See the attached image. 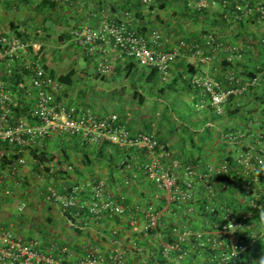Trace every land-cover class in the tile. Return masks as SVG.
<instances>
[{
	"label": "built area",
	"instance_id": "built-area-1",
	"mask_svg": "<svg viewBox=\"0 0 264 264\" xmlns=\"http://www.w3.org/2000/svg\"><path fill=\"white\" fill-rule=\"evenodd\" d=\"M7 1L11 3L12 9L16 10L23 0ZM50 1L55 4L69 2V0ZM153 2L154 0H143L145 7ZM208 2V0H198L193 5L200 8L208 6ZM232 2L231 10L237 12L232 18L257 13V20L264 22V0H254L252 3L250 0H232ZM216 3L217 0H211L209 5L214 6ZM229 4H231L229 0H222L223 7ZM224 16L228 22H231L228 13ZM101 17L95 27H79L71 31L72 41L91 55L100 52L103 58L112 49L119 58L131 57L139 66L155 68L162 76L168 74L181 50L186 48L204 64H209L213 59L208 49L216 53L222 52L226 61L234 64L244 58L242 47L237 44H226L213 33L202 36L203 46L182 39L176 46L167 50L161 46L162 35L158 30L139 33L133 29L129 12H125L119 19L107 14ZM36 46L35 43L24 42L11 34L0 35V197H11L12 190L8 186L10 177L20 174L21 169L27 164L30 150L44 146L46 139L70 135L93 144L109 141L120 147L143 149L147 153L148 160L139 164L137 168L164 193L166 205L162 209H158L154 204H146L136 206L130 211L125 196L110 195L104 181L101 180L75 184L65 192L49 187L45 200L58 204L63 211L73 208L76 210L75 215L85 212L98 222L105 219L122 220L129 215V232L140 233L145 237L152 235L160 240L161 255L167 264H183L191 255H200L205 250L212 252L208 258L213 263L236 264L248 247L259 238H264V231L260 234L248 231L252 227V224L248 223L253 216L251 210L241 212L229 207L223 208L218 213L217 220L207 229L174 227L173 241L163 240L162 234L157 231L169 206L192 201L199 184H203L211 192L213 190L211 183L217 178H221L224 183L230 181L229 187L233 190L243 189L247 193L252 192L246 195L250 208L260 207L256 186L258 173L264 170V145L261 143L260 147H256L247 144L251 135L246 133L252 128L251 122L249 128L237 134L239 138H243V142L240 145L236 144L237 147L233 150L234 166H230L227 161L206 162L203 165L182 163L179 159L172 158L170 151L160 144L153 134L133 133L127 129L119 122L116 113L102 114L59 99L57 94L60 84L52 76L51 70L33 57L37 51ZM31 50L34 51L33 54ZM104 68H107V65L103 66L101 70L103 73H105ZM17 69L23 78L18 81L15 91L12 92L11 79ZM22 69L27 70L28 74ZM228 80L230 84L237 82L240 85L224 86L203 68L191 77L193 87L199 91L202 98L208 96L210 106L217 112L223 111L230 95L242 94L259 82L258 77L244 79L233 73L228 74ZM195 105L200 110L206 103L203 99ZM19 106L26 109L20 115H15V108ZM234 138L233 136L231 141ZM232 143L235 146V141ZM6 146L9 148L6 149ZM244 146H248L249 149L245 150ZM8 154H14L16 158L4 163L2 158ZM62 165L51 163V172L56 169H72L69 165ZM136 173L137 171L134 176ZM248 174L252 176L251 182L245 179ZM241 176L244 180L240 179ZM89 189V199L80 198V194ZM22 207L19 208L20 211ZM260 213L261 218L264 219L263 209ZM247 235L251 237L250 241L242 239ZM131 248L137 252L143 250L135 237ZM127 251L128 247L121 244L112 248L107 255L89 249L87 253L74 259L71 250L58 241H51L42 248L37 238L27 239L17 234L5 224L0 214V264H124Z\"/></svg>",
	"mask_w": 264,
	"mask_h": 264
},
{
	"label": "trees",
	"instance_id": "trees-1",
	"mask_svg": "<svg viewBox=\"0 0 264 264\" xmlns=\"http://www.w3.org/2000/svg\"><path fill=\"white\" fill-rule=\"evenodd\" d=\"M178 0H154L153 3H151L148 7H145L143 4V0H97V11L93 14H98L100 10L103 11L104 7L106 5H111L110 8H108V12L110 17L119 19L121 16L124 15L125 12H129L131 16V22L132 27L134 30H136L139 33H146L148 30L147 26L152 22V20L156 19L158 20V15L156 14L157 7L166 8L167 5L173 4ZM198 0H180L181 3V9H179L181 15L186 17H191L193 19L194 23L199 22V20L206 21L207 19L213 23L214 21L219 19V22L222 23H228L226 17L224 16L225 13H228L230 17L232 15H236V11H232L233 8V2L232 0H229L231 4H229L227 7L222 6V0H217L218 10L221 7V11L215 14L217 18L213 17L210 18V11H209V4L211 3V0H208V6L204 7H196L193 4L197 2ZM254 0H250L252 3ZM116 3L115 6L113 3ZM42 3L44 5H47L48 8H56V5L54 2H51L50 0H42ZM60 4V3H59ZM64 3H61L60 5H63ZM220 6V7H219ZM146 11L149 16H152V19L149 21L146 20L145 15L142 14V11ZM219 14V16H218ZM99 15V14H98ZM255 15V16H254ZM251 16H241L237 18H232L234 21H237L240 26L245 24L246 22H249V18L257 20V13ZM101 17V16H99ZM160 19V18H159ZM222 21V22H221ZM232 21V20H231ZM258 21V20H257ZM259 22V21H258ZM232 23V22H231ZM13 27V26H12ZM71 28H76V25H72ZM13 29L16 32L14 36L18 37L20 40L27 42L28 35L26 34L25 30L19 31L17 30L15 26ZM213 33L214 36L218 37L219 40H222L217 33L214 32L211 28H202L200 33L198 34V37H196V40H193L192 43L197 42L200 45H204V41L202 40V36ZM220 33V32H219ZM5 34V33H3ZM2 35V34H0ZM184 39V38H183ZM185 41H190L187 39H184ZM74 42V41H73ZM75 43V42H74ZM76 44V43H75ZM226 44H237L240 47H242L243 52L244 48L239 42H229ZM73 45V44H72ZM77 45V44H76ZM256 49H259L258 46H256ZM29 49H31V46H29ZM261 50V49H260ZM208 53H210L209 49L207 50ZM263 52V53H262ZM260 54L257 53V57H255L254 61L252 59H247L244 53V58L242 61L236 62L235 64L232 62L226 61V59H223L222 63V73L219 74V76H216V74H212L210 71V74L214 76L216 79H218L224 86H233L238 87L240 83L233 82L232 84L229 83L228 80V74L233 73L235 76L238 77H244V79H253V78H259V82L255 85L250 86L244 93L239 94L237 96L230 95L227 99V102L224 105V109L222 112H217L213 107L210 106L208 101V96H200L199 91H197L192 83H191V77L195 75L196 73H199L202 68H196L193 65H185L184 69L187 67V69L182 73L180 72L178 75L172 76L170 81L163 84L159 88V92L157 94H160V96H164L166 92H173V93H179V94H190L193 104L199 103L203 99L205 100L206 105L201 108L200 110H205L207 114H209V117L207 120L211 123V127H214L215 129V139L212 137H209V139H204L202 137L198 138L195 141L194 134L189 133V143L190 147L187 149L182 148V152H178L177 155L173 154L168 146L165 144L167 141V136H163L159 133V130L157 132H153L152 124L149 122H144L141 129H133L132 126L129 124H125V120L120 117V115H124V104H123V96L125 93L129 92L132 96L133 100H136L140 105L145 102V100L149 99V95H151L152 90L156 87L159 80H161L162 76L160 72L155 68H147L139 70L137 62L131 58L126 57L123 60L124 63V76L125 79H129V84L121 83L120 85L112 86L110 89V92L114 93L117 98V106L115 107V110L110 113H116L119 116V122L124 124L127 129H129L133 133L137 132H144L148 134H153L154 137L158 140L160 144H163L167 150L170 151L172 158L179 159L182 163H200L205 164L206 162H229L230 166H234V156H233V150L237 147L236 144H239L243 142V138H239L237 135L239 131L244 132L247 128H249V123H252V128H249V132L246 133V135H251L250 140H248V143L250 146L255 145L256 147H260L261 143L264 145V50ZM89 54V53H88ZM211 54V53H210ZM246 60V61H245ZM253 61V62H252ZM175 64V63H174ZM179 65V62H178ZM46 68L47 66L44 65ZM180 66V65H179ZM183 66V65H182ZM115 70L116 76L118 77L119 74L122 72L121 65L119 63H115L113 66ZM25 74H28V71L25 69H22ZM220 71V70H219ZM100 73V72H99ZM52 76L59 84H65V86H72L74 84V74L75 70L70 69L65 74H59L58 76H55L53 71H51ZM101 74V73H100ZM98 75V74H97ZM97 78H102V80H106L107 77L104 74L98 75ZM23 78V75L20 74L17 71L13 73L12 82L10 84V89L12 92L15 91L16 85L18 81H20ZM86 91V90H85ZM85 91L82 92V94L86 95ZM23 95V93H21ZM147 95V96H146ZM57 97L59 99H63L66 101V97L63 94H57ZM151 97V96H150ZM174 98H176L174 95L170 98V102L163 101L165 104V112L162 113V119H165L166 121L170 122V112L174 116V108L173 101ZM155 100V99H154ZM23 101V100H22ZM156 101V100H155ZM90 106V104H89ZM195 107H197L195 105ZM26 108L23 106H19L15 108V115H20L22 112L25 111ZM103 111V110H102ZM169 111V112H168ZM102 114H106L108 112H99ZM125 117V116H124ZM206 117V115H205ZM217 120V123H214V120ZM171 122L176 123L177 121L172 120ZM179 127L184 132L187 131L188 127L180 122ZM171 131L174 133L176 128H170ZM178 129V128H177ZM235 137L233 141H231L232 137ZM245 136V135H244ZM246 137V136H245ZM60 138V139H58ZM55 139V138H54ZM60 140V141H59ZM51 139H46L45 145L41 148H36L30 150V153L27 155V159L34 160L35 164L37 165V169L35 171H32L34 179L37 180V182L43 181L42 183L45 184L43 193L44 196L48 192L49 187H54L56 190L60 192L69 191L71 187L75 184L79 183H73L69 186L60 187L59 185L61 183H56V185L52 184L53 181L57 182L60 180H64L71 176V174H84L86 170H89L93 164H99V163H105L106 166L111 170H120L124 173L126 172V179L123 180V185L127 186L131 183L132 180H137L138 177L141 175L147 176L138 170V165L146 162L148 160L147 153L143 149L139 148H133V147H120L117 144L111 143L109 141H103L100 144H93L89 143L88 141L82 140L79 137L75 136H58L57 139H55L54 144L52 146L53 150H49L48 144H50ZM235 141V146L232 142ZM52 142V141H51ZM209 142H213L210 144L211 151L216 154L214 161L209 160L205 155V152H207V148H209ZM201 143V144H200ZM92 147V149L89 147ZM80 147V148H79ZM9 146H6V149H8ZM88 149V150H87ZM244 149L247 150L249 147H245ZM184 150V151H183ZM186 150V151H185ZM81 151H83V156H81ZM210 151V152H211ZM209 152V153H210ZM197 153V154H195ZM203 153V154H202ZM16 158V155L8 154L3 156V162L7 163L9 159ZM80 159V162L77 161V159ZM75 161V162H74ZM53 163L54 165H69L72 167L70 170H62V169H56L55 171L51 172L50 164ZM80 164L84 165V169H80ZM62 165V166H63ZM23 168L20 171V174L22 173ZM84 171V172H83ZM135 171H137L136 176H134ZM139 173V174H138ZM20 174H16L11 176L10 178L15 179L14 183L21 179L18 177ZM52 178V179H51ZM86 178V177H85ZM114 178L111 176V179ZM223 178V177H222ZM88 182H98L100 181V177H98L96 174L90 177H87ZM242 180H244L241 176ZM245 179L247 181L251 182L252 176L248 174L246 175ZM23 182L27 183L28 178L27 176H23ZM108 181V180H107ZM52 182V183H51ZM212 182V180H210ZM86 183V182H85ZM105 187L108 192V185L106 182ZM110 183H112V180H110ZM213 185V190L210 192L206 189V187L203 184H199L198 189L196 191V194L192 201L189 203H177L169 206L167 211V218H164L162 225L157 228V231H160V233L163 236V240L166 241H173L174 235L172 234V229L174 227H183L187 226L189 228H192V230L196 229H207L209 228L214 221L217 220L218 213L224 208H233L234 210H240L243 211H249L251 210L253 213L252 218L248 220L249 224H252L251 230L256 234H260L264 231V219H262V215L260 213L261 209L264 211V170L260 171L258 173V183H257V192L259 194V202L260 207L258 209H251L249 205V199H247L246 195H249L252 192L247 193L245 190H233L230 185V181L224 183L222 179L217 178L214 179L211 183ZM154 185V184H153ZM13 186V185H12ZM156 191L158 192V198L159 203L156 201L149 200L147 204H154L158 209H162L166 205V201L164 198V193L157 189L154 185ZM16 191L17 188L13 187ZM116 196H121L124 194H120L121 188L116 185ZM16 191H12V194ZM90 192V189L87 190ZM12 196V195H11ZM251 197V196H250ZM2 198H5L4 196ZM126 199V198H125ZM126 202V200H125ZM127 204V203H126ZM226 206V207H225ZM209 207V208H208ZM71 215H74L76 210L73 208L68 209L65 211ZM85 214L79 213V215ZM119 219H115L114 221H117ZM180 226V227H179ZM156 231V230H155ZM242 239L245 241H250V236H244ZM138 245L143 248L142 252H137L136 250L131 249L135 253L136 257L138 256L141 258L143 257V251L144 247L150 246L152 254L150 253L148 255V260L150 261V264H167L165 260L162 258L161 255V249H160V240L153 237L152 235L148 237V240H145L146 243H143L139 241V238H136ZM124 245V244H123ZM185 247H188L187 244H184ZM124 247H129L125 246ZM89 249H86L85 253L88 252ZM130 252V249L128 250ZM125 254V258L126 255ZM101 253V252H100ZM109 253V252H108ZM107 253V254H108ZM212 252L205 250L203 254H206L207 257ZM104 254V253H101ZM104 254V255H107ZM192 256V255H191ZM147 260V259H146ZM210 261V259L208 258ZM148 262V261H147ZM264 264V238H259L252 246L248 247L246 251L241 255L240 260L237 261L236 264ZM214 264H218L214 262Z\"/></svg>",
	"mask_w": 264,
	"mask_h": 264
},
{
	"label": "crops",
	"instance_id": "crops-1",
	"mask_svg": "<svg viewBox=\"0 0 264 264\" xmlns=\"http://www.w3.org/2000/svg\"><path fill=\"white\" fill-rule=\"evenodd\" d=\"M81 1H78L75 5H72V3L71 5L61 7L57 5L56 8H48L47 5L42 3V0H23L18 4L17 9L13 10L9 1L0 0V34L15 35L17 32L13 29L15 26L19 31L25 30L29 36L28 38L32 40L36 39L40 43H43L45 39L46 41H51L56 37L58 42L66 44L70 38L71 26L78 24L79 20L82 22L86 19L89 22L90 15L93 17L91 25L95 26L99 24V20L97 21V18H94L96 16L93 15L96 12L97 6L95 9L89 6L92 2L97 4V0ZM78 3H82L81 7L78 6ZM175 3L167 5L165 9L157 7L155 12L160 19H153L147 26L148 30L146 33L152 30H158L161 33V46L164 49L168 50L173 48L183 38L190 40L187 41L188 43H192L204 27L214 30L225 43L239 42L244 48L247 59L254 61L257 53L260 54L264 50V22H258L255 17L253 19L249 18V22H246L242 26L233 19L231 21L232 23H224L222 21L220 23L219 19L213 23L208 19L206 21L199 20V22L194 23L191 17L184 18L181 15L179 11L181 9L180 0ZM209 6V15L213 20V17L217 18L215 14L221 11V7L219 6L220 8L218 10L217 6ZM142 14L146 18L144 21L152 19V16H149L145 10L142 11ZM256 46L259 49H256ZM209 52L213 56V59L209 64H204L193 55L190 49H182L177 60L174 62L175 64L169 69V76L172 77L178 75L180 72L183 73L187 69V67L184 69L185 65H193L196 68L207 69L212 74L219 76L222 73L224 55L222 52ZM121 59L116 55V61H120ZM210 149L211 146L209 144L208 151L205 152V155L210 158L209 160L214 161L216 154ZM81 154L78 157L81 158L83 153ZM77 161L80 162V159L78 158ZM95 165L93 164L86 172L83 171L84 174H71L70 177L64 180H57V182L53 181L51 183L54 185L61 183L59 186L63 188L76 182L85 184V182H88L87 177L95 174L99 177V174L95 173ZM84 167V165L80 164L81 170ZM36 169L37 165L35 161L29 160V163L24 166L22 173L18 176L21 179L11 184L17 188L15 197L11 199H7L6 197L0 198V214L8 227L27 239L37 238L42 248L51 241H58L71 250L74 259L84 254L86 249H95L98 252L107 254L112 248L124 244L125 246H129L128 250L130 249V252L128 251L126 255L124 264H150L148 255L150 253L152 254L151 245L144 247V256H141V258L136 257L135 253H132L131 243L134 237L139 238L140 242L143 241V243H146L145 240H148V236L145 237L140 233L132 234L129 232V215L125 216L122 220L114 221L105 219L100 222L91 218L86 213L71 215L63 211L58 204L45 200L43 193L45 184L42 183L43 181L37 182L34 177L32 178V171ZM106 169V180H108L106 183L108 182L107 184H109L108 193L116 196L117 191L115 186L120 187L122 191L120 194H124L123 196L126 198L125 200L130 211L135 209L136 206L146 205L149 200H154L159 203V199H157L158 192L153 183L145 176L140 174L137 180H132L129 185L124 186L123 180L127 177L126 172L120 173L122 172L120 170L111 171L108 167ZM23 176H27V183L23 182ZM111 176L114 178L111 179ZM110 180H112V183H110ZM89 197L90 192L87 190L80 194V198L89 199ZM20 207L23 208L21 211L19 210ZM167 216L166 211L164 218H167ZM183 264L214 263L208 260L206 254L201 253L200 255L193 254Z\"/></svg>",
	"mask_w": 264,
	"mask_h": 264
},
{
	"label": "rangeland",
	"instance_id": "rangeland-1",
	"mask_svg": "<svg viewBox=\"0 0 264 264\" xmlns=\"http://www.w3.org/2000/svg\"><path fill=\"white\" fill-rule=\"evenodd\" d=\"M78 1L82 2L81 0H69V2H63V5H60L61 3L57 5L58 7L71 5L72 3V5H75ZM113 4L115 6L116 3ZM81 5L82 3H78L79 7H81ZM218 5V3L214 4V6L217 7ZM89 6L95 9L97 4H94V2H92ZM110 6L106 5L103 11L100 10L99 12H97L99 15L95 14L96 17L94 18H97V21H100V19H98L99 16H105L106 14L109 15L108 8H110ZM84 20L86 21V19ZM84 20L82 22H80L81 20H79L78 24H74L76 25V28L97 26V24L95 26L91 25V22H93V17L90 15L89 22L88 20L86 22ZM76 28H70V31H73ZM68 41L66 42V44H62L58 42L56 37L51 41H46L45 39L43 43H40L36 39H27L28 43L31 44L36 42L37 44V51L35 53V56L33 57H36L40 63L46 65L51 71H53L55 76H58L59 74H65L70 69L75 70V74L73 76L74 84L70 87L65 86V84H60L61 87L59 88V94H63L66 97V100L68 99L67 103L94 112H113L115 110V107L117 106V98L114 93L110 92L111 87L115 85H120L122 82L129 84V79H125L123 71L125 61H123V59H121L120 61H116V53L112 49L107 52V55L104 58L103 54H101L100 52H96L95 55H89L84 48L80 47L79 45H76L72 41L71 32ZM33 53L34 51L31 50V54ZM115 63H119L122 68V72L119 74L118 77H113L116 76L115 70L113 69ZM104 65H107V68H104L105 73L101 71ZM137 66L139 70L145 69L144 67H141L139 65ZM99 72L101 74H104L107 79L102 80V78H97V74L101 75ZM170 79L171 76H169V74H167L165 77H162L156 87L152 90L151 95H149V99L145 100V102L141 105L136 100L132 99V96L129 92L125 93L122 100L124 104L125 114L120 115V117L125 120L126 125L129 124L130 126H132L133 129H141L144 122L150 121V123L152 124L153 132L155 133L157 132V130H159L160 134L165 137L167 136V141L165 142V144L168 146L169 150L173 154L177 155L179 151L182 152V148L187 149L190 147L189 133L194 134V142H196V140L200 137L206 140L209 139V137L215 134V129L214 127L209 126L211 125V123L207 120L209 114H207L205 110H199L197 109V107H195L190 94H177L173 92H166L164 96H160V94H157L159 92L160 86L169 82ZM83 91L86 92V95L82 94ZM173 95L176 97L174 98V104L172 106L174 108V116L170 112V122H168L165 119L161 118L162 113L165 112V104L163 103V101L169 103L170 98ZM172 120L177 122L173 123L171 122ZM214 121V123L218 122L216 119ZM180 122H182L188 127L187 131L184 132L182 129H180ZM173 127L176 128L174 133L170 129ZM215 137L217 136L214 135L212 138L215 139ZM55 139H57V137H55ZM55 139L51 138L52 142L50 141V144H48L47 147L49 150H53L52 146L54 144ZM212 143L213 142H209V144ZM213 144L212 146L215 145ZM181 146L183 147L181 148ZM90 148L92 149L91 146L89 147V149ZM82 152L83 151H81V153ZM27 163H29L28 159ZM106 168L107 166L105 163H99L95 165V173L99 174L101 181L104 182L107 181ZM14 180L15 179L10 178V182L8 183V186L10 187L9 189H11L12 191H16L13 188L14 186L11 185L14 184ZM15 195L16 192L13 193L11 197L6 198L11 199L12 197H15ZM2 197L3 196H1L0 198ZM240 264L242 263L240 262Z\"/></svg>",
	"mask_w": 264,
	"mask_h": 264
}]
</instances>
